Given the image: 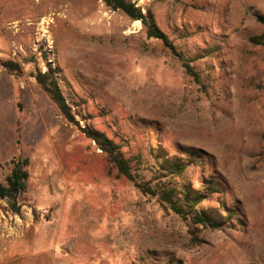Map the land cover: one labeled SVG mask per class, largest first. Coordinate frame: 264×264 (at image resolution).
Listing matches in <instances>:
<instances>
[{
    "label": "rangeland",
    "instance_id": "1",
    "mask_svg": "<svg viewBox=\"0 0 264 264\" xmlns=\"http://www.w3.org/2000/svg\"><path fill=\"white\" fill-rule=\"evenodd\" d=\"M127 1L165 41L104 0H0V183L29 160L0 264H264V0ZM50 68L133 181L36 81ZM181 187L220 228L171 210Z\"/></svg>",
    "mask_w": 264,
    "mask_h": 264
},
{
    "label": "trees",
    "instance_id": "2",
    "mask_svg": "<svg viewBox=\"0 0 264 264\" xmlns=\"http://www.w3.org/2000/svg\"><path fill=\"white\" fill-rule=\"evenodd\" d=\"M105 4L114 11H122L133 21H140L143 26L147 29L148 36L151 38L162 39L165 41L162 33L155 27L153 19L150 16L144 15L134 3H131L127 0H104ZM258 20L264 23L262 17H258ZM256 40H264L263 37H259ZM44 60L47 61V57L44 56ZM12 63H6V67L11 68ZM187 71L192 74V70L187 65ZM196 76L195 74H193ZM36 81L42 86L44 91L51 97L53 102L59 108L61 114L64 118L79 126L81 131L93 142H95L98 147L109 155L111 162L116 166L119 173L127 178L128 180L133 181L134 176L131 173L130 161L125 159L122 154L118 151L119 147L114 144L110 139L106 137L105 134L99 131H92L88 128H82L77 121V116L79 113L73 110L72 106L67 102L66 97L64 96L61 87L57 79V73L53 69L48 71L37 70L35 75ZM29 160L19 158L13 163V169L10 176L7 178L6 183H0V200H5L8 202L10 210L15 214H19L23 204L20 202V198L28 190V172ZM169 172L176 177H182L184 172L187 169V164H178L172 163L168 166ZM143 192L155 195V191L151 189H146L142 186L139 187ZM174 192V193H173ZM181 194L186 198L185 203L180 204L181 199L177 194ZM193 195V196H192ZM163 196L165 201L169 204L172 211L176 214L187 217L192 216L191 219L194 224L210 228L218 229L221 227V224L208 212L198 209V206L204 201V196L198 192L188 190L186 187H181L179 190L176 188L171 189L170 191H164ZM174 197L177 198V201L174 200ZM35 212V211H34ZM173 264V263H170Z\"/></svg>",
    "mask_w": 264,
    "mask_h": 264
},
{
    "label": "bare ground",
    "instance_id": "3",
    "mask_svg": "<svg viewBox=\"0 0 264 264\" xmlns=\"http://www.w3.org/2000/svg\"><path fill=\"white\" fill-rule=\"evenodd\" d=\"M60 16V15H59Z\"/></svg>",
    "mask_w": 264,
    "mask_h": 264
}]
</instances>
